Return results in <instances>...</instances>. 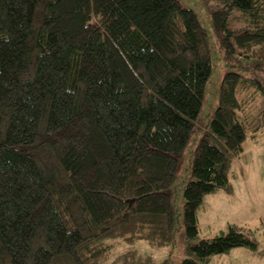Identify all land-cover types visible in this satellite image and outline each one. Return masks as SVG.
Here are the masks:
<instances>
[{
  "label": "trees",
  "instance_id": "obj_1",
  "mask_svg": "<svg viewBox=\"0 0 264 264\" xmlns=\"http://www.w3.org/2000/svg\"><path fill=\"white\" fill-rule=\"evenodd\" d=\"M213 1L210 34L180 0H0V264H170L136 250L109 259L118 241L173 246L179 228L182 264L258 252L232 227L192 243L204 197L230 192L243 153L238 92L264 97V0ZM215 39L255 72L222 75L181 214L176 179L201 130Z\"/></svg>",
  "mask_w": 264,
  "mask_h": 264
},
{
  "label": "rangeland",
  "instance_id": "obj_2",
  "mask_svg": "<svg viewBox=\"0 0 264 264\" xmlns=\"http://www.w3.org/2000/svg\"><path fill=\"white\" fill-rule=\"evenodd\" d=\"M180 2L184 8L195 11L203 26L210 34H213L211 14L217 8L215 1L180 0ZM229 22L237 25L241 21H233L230 18ZM214 55V70L211 81L207 85L199 117L198 126L201 130L193 136L185 149L176 179V202L181 214H183L185 203L183 184L187 180L192 150L206 130L205 126L211 121L213 112L218 106L222 75L227 70L240 73L244 79H250L255 72L254 69H246L245 64L240 63L238 59L227 58L225 52L219 48L216 39ZM238 98L242 101L240 114L245 116L250 123L247 138L243 144V153L232 160L228 173L230 192L217 190L204 197L197 213L199 238L192 243L204 239L212 240L223 233L227 234L229 228L232 227L256 239L259 250L257 253H253L246 248H237L238 251L231 253L225 263L218 262L216 264H264V97L256 88L249 87L238 92ZM257 126L259 128L255 131L254 127ZM182 219L181 216V224ZM118 242L112 251L109 262L122 253L136 250L140 257H149L155 263L169 260L170 264H182L185 258V247L188 243L183 238L180 228L173 246L156 247L146 240H138L133 245H127L123 241ZM245 250L247 254L241 255ZM223 256L224 258L216 257L217 259H226V255ZM213 259L215 258L213 257L209 264H214Z\"/></svg>",
  "mask_w": 264,
  "mask_h": 264
},
{
  "label": "crops",
  "instance_id": "obj_3",
  "mask_svg": "<svg viewBox=\"0 0 264 264\" xmlns=\"http://www.w3.org/2000/svg\"><path fill=\"white\" fill-rule=\"evenodd\" d=\"M198 222H199V219H198ZM221 233H223V232H221ZM236 251H238L237 249H235V250H232L229 254H227L226 255V259H217V257H214L215 259H213L214 261H213V263L214 264H216V263H218V262H224L225 263V261H227L228 260V256L231 254V253H234V252H236ZM247 254V252H246V250L241 254V255H246ZM222 258H224V256H221ZM220 258V257H219ZM240 264V263H239Z\"/></svg>",
  "mask_w": 264,
  "mask_h": 264
}]
</instances>
